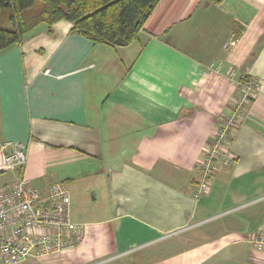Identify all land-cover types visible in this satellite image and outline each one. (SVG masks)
<instances>
[{
  "label": "crops",
  "instance_id": "1",
  "mask_svg": "<svg viewBox=\"0 0 264 264\" xmlns=\"http://www.w3.org/2000/svg\"><path fill=\"white\" fill-rule=\"evenodd\" d=\"M71 26L40 24L0 52V142L27 146L3 186L22 176L45 194L63 182L71 220L86 225L76 248L40 258L264 264L250 244L264 234V0H159L126 46ZM238 79L258 89L229 135L234 158L216 161L196 197Z\"/></svg>",
  "mask_w": 264,
  "mask_h": 264
},
{
  "label": "built area",
  "instance_id": "2",
  "mask_svg": "<svg viewBox=\"0 0 264 264\" xmlns=\"http://www.w3.org/2000/svg\"><path fill=\"white\" fill-rule=\"evenodd\" d=\"M228 78L235 77L232 67ZM239 94L233 109L221 118L213 134V142L200 162L201 179L194 195L208 190L215 163H228L233 155L227 148L231 131L240 119L241 108L253 98L258 89L256 81L238 79ZM27 160V146L17 141L0 142V174L23 170ZM70 196L63 182H53L45 194L30 182L19 177L0 188V264H18L27 258H40L76 248L85 236L86 225L70 218ZM253 248L264 252V234L250 238Z\"/></svg>",
  "mask_w": 264,
  "mask_h": 264
},
{
  "label": "trees",
  "instance_id": "3",
  "mask_svg": "<svg viewBox=\"0 0 264 264\" xmlns=\"http://www.w3.org/2000/svg\"><path fill=\"white\" fill-rule=\"evenodd\" d=\"M159 0H0V52L32 28L57 21L92 42L126 46L137 38ZM213 141V140H212Z\"/></svg>",
  "mask_w": 264,
  "mask_h": 264
},
{
  "label": "rangeland",
  "instance_id": "4",
  "mask_svg": "<svg viewBox=\"0 0 264 264\" xmlns=\"http://www.w3.org/2000/svg\"><path fill=\"white\" fill-rule=\"evenodd\" d=\"M234 85H235V83H234ZM8 181H9V175L8 174H5V173L0 174V185L3 186V184H5ZM250 244H251V242H250ZM251 246H252V244H251ZM252 248H253V246H252ZM255 251H257V250H255ZM46 259L47 258H39L37 260V264H48L46 262ZM140 261H141V256H140V253H138V254H131L128 256L114 257V258L105 260L102 264H133V263L140 262Z\"/></svg>",
  "mask_w": 264,
  "mask_h": 264
}]
</instances>
